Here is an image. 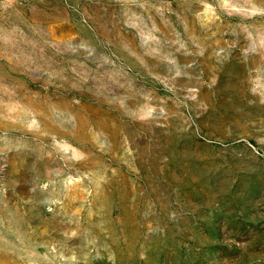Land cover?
Returning <instances> with one entry per match:
<instances>
[{
    "label": "rangeland",
    "instance_id": "obj_1",
    "mask_svg": "<svg viewBox=\"0 0 264 264\" xmlns=\"http://www.w3.org/2000/svg\"><path fill=\"white\" fill-rule=\"evenodd\" d=\"M0 264H264V0H0Z\"/></svg>",
    "mask_w": 264,
    "mask_h": 264
}]
</instances>
